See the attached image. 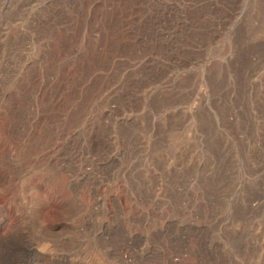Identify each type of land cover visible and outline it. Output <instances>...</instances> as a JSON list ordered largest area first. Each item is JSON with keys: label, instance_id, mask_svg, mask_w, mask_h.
<instances>
[{"label": "rangeland", "instance_id": "obj_1", "mask_svg": "<svg viewBox=\"0 0 264 264\" xmlns=\"http://www.w3.org/2000/svg\"><path fill=\"white\" fill-rule=\"evenodd\" d=\"M0 264H264V0H0Z\"/></svg>", "mask_w": 264, "mask_h": 264}]
</instances>
